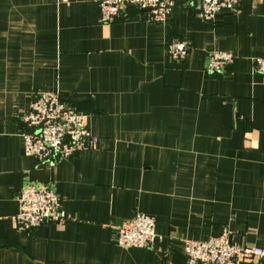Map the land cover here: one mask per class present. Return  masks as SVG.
Wrapping results in <instances>:
<instances>
[{
    "label": "crops",
    "instance_id": "1",
    "mask_svg": "<svg viewBox=\"0 0 264 264\" xmlns=\"http://www.w3.org/2000/svg\"><path fill=\"white\" fill-rule=\"evenodd\" d=\"M98 1L0 0V264H186L185 241L224 233L264 247V76L253 70L264 0L209 21L172 0L161 24L135 7L103 24ZM174 38L183 61L168 55ZM212 52L233 63L205 72ZM49 92L98 141L38 164L23 154L21 118ZM29 184L53 188L63 225H14ZM136 214L155 219L150 249L117 245Z\"/></svg>",
    "mask_w": 264,
    "mask_h": 264
},
{
    "label": "built area",
    "instance_id": "2",
    "mask_svg": "<svg viewBox=\"0 0 264 264\" xmlns=\"http://www.w3.org/2000/svg\"><path fill=\"white\" fill-rule=\"evenodd\" d=\"M184 1L198 3L204 21L214 20L224 12H235L240 4V0ZM98 5L103 24L116 21L126 7H135L144 12L147 21L161 24L174 7L172 0H99ZM167 52L172 60L183 61L188 47L185 41L174 38L168 44ZM233 60L229 52H212L205 72L220 73ZM253 70L264 76V58L253 60ZM21 122L26 130L21 135L23 154L38 164L71 158L86 145L95 148L98 141L90 133L85 117L70 111L60 95L54 92L36 95ZM68 219L51 186L29 184L21 190L18 211L13 218L18 229L30 231L50 224L63 225ZM158 238L154 217L136 214L118 228L116 242L124 249H150ZM183 253L186 264H240L252 259L264 264V247L240 245L229 233L206 242L185 241Z\"/></svg>",
    "mask_w": 264,
    "mask_h": 264
}]
</instances>
